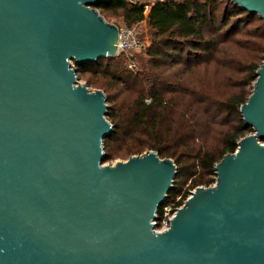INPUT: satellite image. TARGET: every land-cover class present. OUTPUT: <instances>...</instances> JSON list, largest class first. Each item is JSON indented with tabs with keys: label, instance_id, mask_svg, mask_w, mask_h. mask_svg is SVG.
<instances>
[{
	"label": "water",
	"instance_id": "1",
	"mask_svg": "<svg viewBox=\"0 0 264 264\" xmlns=\"http://www.w3.org/2000/svg\"><path fill=\"white\" fill-rule=\"evenodd\" d=\"M110 1L0 0V264H264V62L240 108L253 134L157 232L178 165H103L107 96L78 77L119 56ZM231 1L264 20V0Z\"/></svg>",
	"mask_w": 264,
	"mask_h": 264
},
{
	"label": "trees",
	"instance_id": "2",
	"mask_svg": "<svg viewBox=\"0 0 264 264\" xmlns=\"http://www.w3.org/2000/svg\"><path fill=\"white\" fill-rule=\"evenodd\" d=\"M97 9L108 21L115 19L128 27L146 21L150 28L152 40L145 53L137 58L124 53L84 63L78 66V77L91 88L109 92L116 85L135 93L128 106H116L113 102L118 101V95L108 93L107 117L115 131L106 139L105 150L107 142L121 134L123 141L133 139L126 153L149 149L178 165L174 187L161 213L177 194L212 186L217 163L227 153L236 152L246 130L253 132L243 121L240 108L250 98L251 86L257 80L260 64L256 58L240 59L243 64L234 93L201 91L191 87L187 75L200 65L207 68L215 64L216 70L222 71L220 82L223 77L233 80L225 70L229 67L235 71V56L227 49L249 47L263 29L253 25L264 20L231 0H165L149 10L145 0H114ZM258 43V51L263 53L264 36ZM134 62L137 69L129 68ZM171 75L176 82L167 79ZM210 138L216 141L214 145L207 144ZM109 158L111 154L106 153L105 161Z\"/></svg>",
	"mask_w": 264,
	"mask_h": 264
},
{
	"label": "rangeland",
	"instance_id": "3",
	"mask_svg": "<svg viewBox=\"0 0 264 264\" xmlns=\"http://www.w3.org/2000/svg\"><path fill=\"white\" fill-rule=\"evenodd\" d=\"M145 1H147V3H148V10L150 9L151 5L157 3L156 0H145ZM163 1H165V0H163ZM110 23H113V24L115 23L116 25H119V26L126 25L123 22H117L115 19H112L110 21ZM258 25H260V27H262L263 29L256 33V35H259V36L253 38L254 42H251V44H249V47L231 46L227 49L229 54L232 53L235 56V71L231 72L229 67L227 68V70H225L227 76H229V75L233 76V80H228L227 78L223 77V81L220 82V80H222V78H220L222 76V71L216 70L215 64H212V65L208 66L207 68L204 65H200L199 67L192 69L187 75V81L191 85V87H196V88L200 87L201 91H207L208 93H234V92H236L237 90H236L234 85L239 80V77H240L239 69H240V66L243 64L240 59L245 60L247 58L254 57V58H256V62L258 64H260V66L264 62V52L261 53L258 51V45H259L258 42L261 41L262 37L264 36V22L261 20L257 21L256 24H254L253 26H258ZM134 28L136 29L137 33L140 34L142 41L144 43V46L141 48V50H138L135 53H132L131 55L128 54V56H130V57L134 56V58H137L140 55H142L143 53H145V51L147 50V48L151 44L152 38H151L150 28H149L148 23L146 21L143 23H140V25H138ZM262 31H263V33H261ZM226 61H228V60H226ZM138 67L140 68L139 65H138ZM129 68L137 69V63H135V62H134V64L131 63V66L129 65ZM167 79L169 81H175L176 82V79L174 78L173 75L167 76ZM80 81L82 83L87 84V82L84 79L80 80ZM107 85L113 86V83L108 82ZM253 85L251 86V89H250L251 92H253ZM89 88L91 90H102V91H104L106 96H107L108 102H109L108 93L111 95L117 94L118 95V101L113 102L116 106H122V105L128 106L131 103L130 100L133 98V96L135 94V93H132L133 91H129V93H128V92L124 91L122 88H120V86L116 87V85H114L113 89L109 90V92H106L104 88H91V87H89ZM164 89H166V88H164ZM108 106H109V103H108ZM246 131H247L246 134H244V136L241 139L253 134V132L250 129H248ZM124 138H125V136L120 134L118 139H114L111 142H107V143H109V145L107 146L105 153H109V155L111 154V158H109V160H106L103 165L113 166L119 162H126L131 157L141 156L143 154H146L147 152H150V150L148 149V150L144 151L143 153H139V154H128V153H126L131 149L132 144H133V139H128V140L125 139L123 141ZM240 140H239V142H240ZM215 142H216L215 140L210 138L208 140L207 144L208 145H214ZM214 184H212V185H214ZM181 187L184 188V187H186V185H181ZM187 187H188V185H187ZM204 187H206V186H204Z\"/></svg>",
	"mask_w": 264,
	"mask_h": 264
},
{
	"label": "built area",
	"instance_id": "4",
	"mask_svg": "<svg viewBox=\"0 0 264 264\" xmlns=\"http://www.w3.org/2000/svg\"><path fill=\"white\" fill-rule=\"evenodd\" d=\"M163 0H156L162 2ZM120 38L118 42V54H132L144 46L142 39H140L134 27L127 25L119 26ZM134 57V56H132ZM196 189L189 190L188 192L179 193L167 205L164 206L161 213H158V219L154 222L157 232H163L171 227V223L178 213V209L185 206L186 202L193 196Z\"/></svg>",
	"mask_w": 264,
	"mask_h": 264
}]
</instances>
